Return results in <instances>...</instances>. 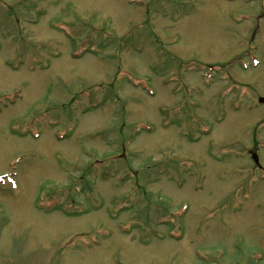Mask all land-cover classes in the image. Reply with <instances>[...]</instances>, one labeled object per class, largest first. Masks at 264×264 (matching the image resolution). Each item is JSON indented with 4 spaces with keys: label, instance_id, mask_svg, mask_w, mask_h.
Listing matches in <instances>:
<instances>
[{
    "label": "rangeland",
    "instance_id": "rangeland-1",
    "mask_svg": "<svg viewBox=\"0 0 264 264\" xmlns=\"http://www.w3.org/2000/svg\"><path fill=\"white\" fill-rule=\"evenodd\" d=\"M264 0H0V264H264Z\"/></svg>",
    "mask_w": 264,
    "mask_h": 264
},
{
    "label": "water",
    "instance_id": "water-1",
    "mask_svg": "<svg viewBox=\"0 0 264 264\" xmlns=\"http://www.w3.org/2000/svg\"><path fill=\"white\" fill-rule=\"evenodd\" d=\"M259 101H260V102H264V98H260ZM254 160H256L255 155H254Z\"/></svg>",
    "mask_w": 264,
    "mask_h": 264
},
{
    "label": "flooded vegetation",
    "instance_id": "flooded-vegetation-1",
    "mask_svg": "<svg viewBox=\"0 0 264 264\" xmlns=\"http://www.w3.org/2000/svg\"><path fill=\"white\" fill-rule=\"evenodd\" d=\"M264 169V168H263Z\"/></svg>",
    "mask_w": 264,
    "mask_h": 264
}]
</instances>
